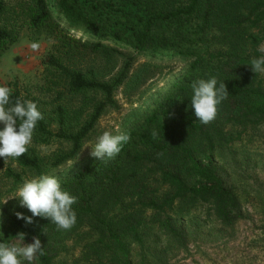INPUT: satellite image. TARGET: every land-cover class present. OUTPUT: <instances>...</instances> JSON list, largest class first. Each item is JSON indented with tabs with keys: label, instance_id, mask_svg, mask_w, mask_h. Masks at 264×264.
Wrapping results in <instances>:
<instances>
[{
	"label": "trees",
	"instance_id": "1",
	"mask_svg": "<svg viewBox=\"0 0 264 264\" xmlns=\"http://www.w3.org/2000/svg\"><path fill=\"white\" fill-rule=\"evenodd\" d=\"M263 20L264 0H0V56L24 25L52 33L61 54L44 57L45 83L5 85L13 89V101H36L44 115L28 151L9 158L37 175L78 158L100 134L97 124L106 109L119 107L118 91L131 95L139 89L144 78L141 72L131 73L135 58L146 56L156 66L177 58L196 65L202 61V46L226 48L216 64L175 83L142 125L128 127L130 141L114 159L89 162L60 179L78 198L73 206L78 219L70 232L88 235L91 254L106 264H134L132 243L145 248L154 229L183 248L187 234L182 221L201 206L210 207L229 228L249 216L212 161L243 130H264V75L248 65L259 53L246 49L247 43L264 40L254 31ZM109 43L134 52L120 75L107 79L95 67L79 65L86 52L113 56ZM212 75L225 82L230 94L217 117L202 124L191 108V82ZM41 147L55 148L42 155ZM8 174L22 180L11 168ZM18 211L31 215L26 207L2 206L6 219L26 233V243L40 237L44 254L35 264H58L63 248L58 232L68 230L40 217L27 224L17 218ZM152 259L169 264L160 253H152Z\"/></svg>",
	"mask_w": 264,
	"mask_h": 264
},
{
	"label": "rangeland",
	"instance_id": "2",
	"mask_svg": "<svg viewBox=\"0 0 264 264\" xmlns=\"http://www.w3.org/2000/svg\"><path fill=\"white\" fill-rule=\"evenodd\" d=\"M83 1L89 3L95 0ZM254 31L264 37V20ZM32 42H38L39 47L32 49ZM54 44V35L44 28L22 26L17 41L0 56V85L5 86L15 80L27 86L45 83L44 57L50 52L61 55ZM109 44L115 48L111 51L113 56L86 52L84 57L79 58V65L83 68L95 67L107 79L120 75L134 57V52L120 49L114 43ZM258 45L247 43L248 53H255ZM223 49L226 48L217 43L202 46V61L196 65L195 60L177 58L156 66L146 56L135 58L131 73L141 72L144 82L131 95L118 91L119 107L106 109L97 124L98 132L108 130L118 134L117 130L125 132L128 127L142 125L175 83H181L187 75L197 76L216 64ZM36 90V94H43ZM90 142L94 143L95 139L85 144L78 158L47 174L62 179L74 174L81 166L98 160L91 155V147L85 148ZM54 148L41 147L40 153L48 154ZM212 163L225 177L227 184L235 189L249 216L229 228L222 225L210 207L194 208L182 221L187 246H175L166 234L154 229L145 248L132 243L134 264H156L152 253L165 255L169 264H264V130H243L239 138L216 154ZM10 168L21 173L22 180L17 181L9 175ZM35 176L38 175L33 170L21 168L9 158H0V198L6 199L25 179ZM20 199L10 197L4 205L21 206ZM17 233V229L0 211V239L22 243L14 237ZM58 234L61 235L63 247L58 264H106L103 257L99 258L87 250L90 241L88 235L70 230L59 231Z\"/></svg>",
	"mask_w": 264,
	"mask_h": 264
},
{
	"label": "clouds",
	"instance_id": "3",
	"mask_svg": "<svg viewBox=\"0 0 264 264\" xmlns=\"http://www.w3.org/2000/svg\"><path fill=\"white\" fill-rule=\"evenodd\" d=\"M38 47V42L31 43L32 49ZM257 52L259 55L254 56L248 65L255 74L264 75V42L259 43ZM191 90V108L202 124H208L217 117L219 106L230 94L225 82L215 75L194 79ZM12 93V88L0 85V158L4 159H15L28 151L37 124L44 118L36 101L21 98L13 101ZM117 133L105 130L95 137L94 143L90 142L85 148L91 147V155L102 161L114 159L130 141L128 133L119 130ZM158 134L154 129L152 135L155 137ZM10 197L21 198V206L31 212V215L19 211L16 213L17 218L27 224H33L35 218L40 217L49 219L58 229L71 230L77 223V212L73 206L78 198L63 188L55 175L42 173L25 179L13 194L0 201V211ZM14 237L22 243L0 239V264H35L38 254H44L39 236L34 237L32 243H25L24 232Z\"/></svg>",
	"mask_w": 264,
	"mask_h": 264
}]
</instances>
